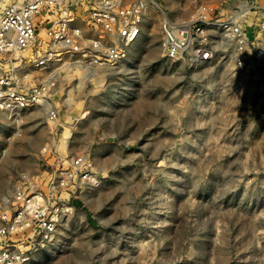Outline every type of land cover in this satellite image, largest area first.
<instances>
[{
	"label": "rangeland",
	"instance_id": "374dc122",
	"mask_svg": "<svg viewBox=\"0 0 264 264\" xmlns=\"http://www.w3.org/2000/svg\"><path fill=\"white\" fill-rule=\"evenodd\" d=\"M153 1L123 65H54L46 116L0 118V212L22 176L56 184L67 208L60 243L32 264H264V74L222 54L169 59L161 26L200 8L223 20L240 3L260 24L264 0ZM79 157L95 184L59 186Z\"/></svg>",
	"mask_w": 264,
	"mask_h": 264
},
{
	"label": "built area",
	"instance_id": "2783aa9c",
	"mask_svg": "<svg viewBox=\"0 0 264 264\" xmlns=\"http://www.w3.org/2000/svg\"><path fill=\"white\" fill-rule=\"evenodd\" d=\"M157 6L153 0H0V66L1 61L7 65L0 73V116L11 121L34 107L46 116L54 65L72 63L83 74L123 65L130 47L143 35L146 12ZM252 8L257 7L240 3L232 15L216 21L207 8L189 20L165 17L164 55L190 66L228 55L238 71L264 74V21L245 20ZM32 72L43 76L25 88L24 80L34 83ZM70 162L59 174V186L80 180L95 184L90 163L81 157ZM55 185L49 189V183L21 177L9 205L0 212V264H32L36 253L58 246L67 208Z\"/></svg>",
	"mask_w": 264,
	"mask_h": 264
},
{
	"label": "bare ground",
	"instance_id": "6f19581e",
	"mask_svg": "<svg viewBox=\"0 0 264 264\" xmlns=\"http://www.w3.org/2000/svg\"><path fill=\"white\" fill-rule=\"evenodd\" d=\"M2 116H4V115H2ZM2 116H0V117H2ZM6 117V116H5ZM6 118H8V117H6Z\"/></svg>",
	"mask_w": 264,
	"mask_h": 264
}]
</instances>
